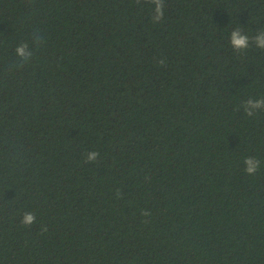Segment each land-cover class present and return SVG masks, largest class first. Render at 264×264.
I'll return each mask as SVG.
<instances>
[{
    "label": "trees",
    "instance_id": "16d2710c",
    "mask_svg": "<svg viewBox=\"0 0 264 264\" xmlns=\"http://www.w3.org/2000/svg\"><path fill=\"white\" fill-rule=\"evenodd\" d=\"M152 9L0 0V264H264V111L239 107L264 96V50L229 43L264 0Z\"/></svg>",
    "mask_w": 264,
    "mask_h": 264
},
{
    "label": "clouds",
    "instance_id": "9594fccd",
    "mask_svg": "<svg viewBox=\"0 0 264 264\" xmlns=\"http://www.w3.org/2000/svg\"><path fill=\"white\" fill-rule=\"evenodd\" d=\"M139 4L140 0H136ZM153 5L151 20L153 23H161L164 19V7L165 0H150ZM46 43V40L44 41ZM229 43L235 53H241L249 49L252 45L256 48L264 50V29L255 33V35L249 36L243 31L241 27H236L230 32ZM33 47H29L28 41H23L18 44L14 53L19 58V63L16 67H24L30 65L34 57V49L39 50L43 45L41 44V35L36 34L32 40ZM158 65H164L165 59L161 58L157 61ZM243 109V112L248 117H254L260 111H264V96L259 98L249 97L248 99L241 102L239 105ZM99 153L97 151H90L85 157L86 163L96 162L98 160ZM244 171L248 175H255L261 167V161L255 156H247L244 158ZM116 198H122L123 192L117 188L115 191ZM151 211L148 209L141 210V216L150 217ZM36 222V215L33 211H25L20 220L21 225L31 226ZM147 222V221H145ZM42 232L47 231V227L41 228Z\"/></svg>",
    "mask_w": 264,
    "mask_h": 264
}]
</instances>
